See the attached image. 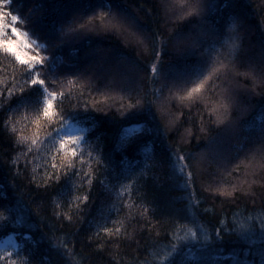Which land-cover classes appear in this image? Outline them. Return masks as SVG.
Here are the masks:
<instances>
[{
    "label": "snow or ice",
    "instance_id": "6c2138e0",
    "mask_svg": "<svg viewBox=\"0 0 264 264\" xmlns=\"http://www.w3.org/2000/svg\"><path fill=\"white\" fill-rule=\"evenodd\" d=\"M14 2L19 3L15 12L11 7ZM211 6L208 0H161L166 22L186 21L192 25L185 30L173 23L176 30L167 36L165 43V37L158 38L146 29L139 12L122 0H0V51L14 57L22 66L19 78L12 77L13 86L0 89V114L5 117L4 125L13 133L18 131L17 122L35 126L32 135L20 130L16 139L18 145L24 146L21 152L27 166V156L33 152V147L47 145V139H40L39 129L43 124L55 121L59 125L58 139L53 142L50 159L44 162L43 185L57 184L71 173L76 178L74 190L86 188L82 195L69 193L67 206L70 210L75 209L73 214L54 211V215L69 223L74 222V216L82 219L80 213L93 202L91 193L94 184L99 183L107 193L114 194L115 199L106 211L99 213L98 218H93L96 229L93 236H103L118 245L129 238L126 221L137 225L142 222L140 231L147 229L152 236L155 229V237L162 236L168 241L164 264H188V260L179 258L185 248L191 253L192 248L199 245L206 252L225 235L238 231L248 237L256 226L251 218L247 224L234 218L232 226L223 219L211 228L198 223L201 236L197 228L186 226L184 221L188 217L182 211L155 218V210L146 202L145 185L149 174H154L157 169L175 167L185 178L189 197L194 203H200L193 197L198 173L189 163L195 160V154L176 145L171 146L170 152L156 153L151 147L154 142L144 139L147 134L178 131L183 126L180 116L184 113L170 111L174 101L188 109L190 124L192 109L199 110L200 105L204 108L198 124L188 127L181 139L191 142L194 138L197 143L203 139L212 144L218 142L210 132L213 126L218 129L224 125L226 131L239 136L242 125L232 118L233 112L246 110L248 97L252 95L264 97V53L258 62L241 60V33L236 24L227 29L224 25L209 23L207 15ZM18 24H26L32 35L46 39L48 43L41 46L24 38L13 41L6 35L8 30L15 37L29 36ZM94 37L119 39L143 51H149L151 43L153 60L149 70L153 87L150 91H143L135 74V61L112 66L102 55L106 50L99 46L91 48ZM50 48L54 51L50 52ZM68 50H71V60H66L63 55ZM81 52L84 55H80ZM172 53L173 59L165 62L163 57ZM240 77L251 87H240ZM155 83H159V87H155ZM66 99L74 101L71 115L67 117L62 107ZM154 108L161 113L160 120L166 121L163 129L158 125L148 127ZM103 117L121 122L122 134L116 148L119 160L115 153L104 150L102 136L91 145L85 138V133L99 126ZM73 120L91 121V128H77L72 124ZM60 132L64 134L59 135ZM46 137L50 138L48 134ZM149 152L152 155H147ZM135 153L140 154L139 159ZM213 162L218 174L233 177L237 182L222 183L215 189L209 185L206 190L213 191L215 196L234 199L237 192L255 195L252 191L255 185L259 183L264 187V128L257 136L249 135L238 140L235 152L218 154ZM13 163L18 165L19 162ZM206 170L201 169L199 174ZM20 172L17 168V175ZM31 179L35 181L36 175L33 174ZM261 196L264 198V193ZM56 208H60L58 202ZM112 209H115L116 219L112 218ZM19 212V206L0 200V231L7 237L5 244L13 242V251L5 247L0 260L3 264H38L39 246L34 236L21 233L14 227L24 223ZM258 227L261 239H264V218ZM18 236H23L25 245L31 243L34 247L29 249L16 244ZM71 244V239H57L55 247L62 248L63 254L68 256L72 251ZM188 259L206 264L203 257L191 255ZM245 264L251 262L245 261Z\"/></svg>",
    "mask_w": 264,
    "mask_h": 264
},
{
    "label": "trees",
    "instance_id": "16d2710c",
    "mask_svg": "<svg viewBox=\"0 0 264 264\" xmlns=\"http://www.w3.org/2000/svg\"><path fill=\"white\" fill-rule=\"evenodd\" d=\"M212 5L208 9L207 19L209 23L224 25L230 29L236 24L241 33V51L240 59L259 61L264 53V0H208ZM122 3L130 4L134 11H138L143 18L146 29L154 34L165 37L172 34L176 29L173 23L183 26L185 30L192 27L186 21L166 22L163 8L160 7L161 0H122ZM15 12L19 8V3L14 2L11 6ZM27 13H25L26 15ZM10 19V18H9ZM22 31L28 32L30 39L34 44L41 46L48 43L46 39L38 38L32 35V30L26 24H18ZM13 41L23 38L15 37L10 30L6 33ZM15 47V44H13ZM97 46L106 50L102 53L105 59L111 62L112 66L126 65L131 61L136 62V76L141 81V86L145 93H148L153 87L150 83L152 79L149 70L150 63L153 60L152 47L149 44V51H143L141 48H133L115 38L94 37L91 48ZM158 47V45H157ZM50 52L54 51L51 48ZM66 60H71V50L63 53ZM80 55H84L81 52ZM174 53L163 57L165 62L173 59ZM21 65L15 62L14 57L0 51V89L12 87V77L19 78ZM245 71V69H240ZM240 87H251V84L243 77L239 78ZM60 87V85H57ZM159 87V83H155ZM73 100L66 99L62 105L65 116H70ZM170 111L184 115L180 116L183 126L178 131L164 133L161 131L157 135L147 134L144 139L151 140L154 144L151 146L156 153H165L171 151V146L181 147L185 152L194 153L195 160H190L194 171H196V189L193 197L200 203H194L189 197V188L185 184L183 174L179 173L175 167L157 169L154 174H149V179L145 185L146 202L155 210L156 217L161 214L174 213L180 210L184 213L187 220L184 221L188 228H197V224H203L211 228L212 225H218L220 220L226 219L230 226L234 225L235 220H240L247 224L249 218L255 220L256 226L248 237L240 232H233L231 235H225V238L206 252H203L199 245L183 250L181 259L188 260V264H198L197 261L189 260V256L194 255L197 258L203 257L206 264H245L250 261L251 264H264V239H261V230L258 225L264 218V187L259 183L253 187L255 195L242 192L236 193V198L215 196L211 190H206L210 185L215 189L222 183H236L233 177L220 175L216 171V165L213 158L218 154H230L235 152L237 141L245 137L257 136L261 128H264V97L252 95L248 97V107L243 111H234L232 118L241 123L242 127L239 136H234L226 131L224 125L220 128L213 126L210 132L217 137L216 143L209 144L206 140H200L198 143L193 138L191 142L182 140L181 136L185 134L188 127L197 125L200 113L204 112L203 105L199 110L193 108L191 112V124L187 117L189 111L179 102L174 101ZM100 115V114H96ZM161 113L154 108L149 116L148 127L158 125L161 129L164 123L160 120ZM5 117L0 114V200L20 207L19 216L24 218L22 225H14L18 231L24 234L31 233L38 244V264H164L163 257L168 241L161 237H155V229L152 230V236L148 230L140 231L141 225L135 222L126 221L129 238L118 243L106 240L103 236L94 237L96 231L93 218H98L101 211H106L114 202V194H109L104 187L96 183L91 193L93 202L80 213L82 219L74 216V222L69 223L61 216L54 215V211L67 212L73 214L75 209H69L67 206L69 193L71 195H82L85 189L74 190L73 185L75 177L69 173L68 177L62 178L57 184L44 186L41 177L44 174V162L49 160V152L54 151L53 142L58 139L59 125L55 121L45 123L39 129L41 140L47 139L46 147L37 145L33 147V152L27 156L28 164L25 166V155L21 152L22 145H18L16 139L19 131L22 130L26 135H32L35 131L34 125H27L24 122H17L18 131L13 133L10 128L4 125ZM207 121V116L205 115ZM84 127L91 128V121H79ZM246 126V127H244ZM46 134L50 138L46 137ZM122 134L121 122H116L111 117H103V122L96 128L86 133L85 138L89 145L96 143V138L102 136V146L108 153H115L116 159H120V154L116 152L119 138ZM139 159L140 154L135 153ZM152 155V152L147 153ZM35 157V158H33ZM203 158V159H202ZM18 160V165L13 161ZM58 162V161H57ZM41 165V167H35ZM26 167V170H25ZM17 168L21 170L17 175ZM207 170L200 175V170ZM35 169V172L33 171ZM36 175V180L31 179ZM60 208H56V203ZM208 209L207 212L204 210ZM152 215V212H149ZM112 218L116 219L115 209H112ZM122 218V215H121ZM198 234L202 236V230L197 228ZM183 235V232L181 233ZM89 237H93L89 240ZM3 231H0V241L6 239ZM51 238V240L49 239ZM72 240L69 246L72 251L68 256L63 254L62 248L55 247L56 240ZM18 244L31 249L33 244H24L23 236L17 237ZM255 241L253 243L252 241ZM195 243V242H193ZM191 246V245H190ZM17 251L19 249H16ZM8 251H13V247ZM4 250L0 251L2 255ZM27 255V253H24ZM45 257L48 259L46 260ZM237 257V259H233ZM3 264V260H0Z\"/></svg>",
    "mask_w": 264,
    "mask_h": 264
},
{
    "label": "rangeland",
    "instance_id": "374dc122",
    "mask_svg": "<svg viewBox=\"0 0 264 264\" xmlns=\"http://www.w3.org/2000/svg\"><path fill=\"white\" fill-rule=\"evenodd\" d=\"M24 39H28V37H23ZM72 124L75 126V127H77V128H80V127H84V126H82L79 122H77V121H75V120H73L72 121ZM67 129H65V131H66ZM64 134V132H60L59 133V135H63ZM85 135H86V133H85ZM7 239V238H6ZM6 239H4L3 241H0V251L1 250H4L5 249V247H7V249H9V248H11L12 247V244H13V242L12 241H9L7 244H5V240ZM15 243L16 244H18V240L16 239L15 240Z\"/></svg>",
    "mask_w": 264,
    "mask_h": 264
}]
</instances>
